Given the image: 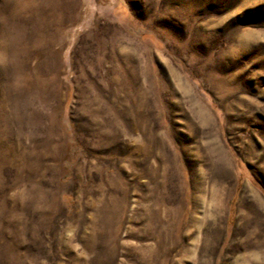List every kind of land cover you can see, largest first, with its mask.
<instances>
[{"label": "rangeland", "instance_id": "obj_1", "mask_svg": "<svg viewBox=\"0 0 264 264\" xmlns=\"http://www.w3.org/2000/svg\"><path fill=\"white\" fill-rule=\"evenodd\" d=\"M0 264H264V0H0Z\"/></svg>", "mask_w": 264, "mask_h": 264}, {"label": "bare ground", "instance_id": "obj_2", "mask_svg": "<svg viewBox=\"0 0 264 264\" xmlns=\"http://www.w3.org/2000/svg\"><path fill=\"white\" fill-rule=\"evenodd\" d=\"M155 141V143L154 144H156L157 143V139L156 140H154ZM214 194V198H213V200L215 201V200H217L218 198H217V195L215 194V193H213Z\"/></svg>", "mask_w": 264, "mask_h": 264}]
</instances>
